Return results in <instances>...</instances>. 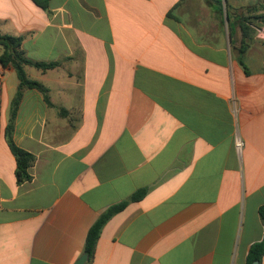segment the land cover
<instances>
[{
    "label": "crops",
    "instance_id": "obj_1",
    "mask_svg": "<svg viewBox=\"0 0 264 264\" xmlns=\"http://www.w3.org/2000/svg\"><path fill=\"white\" fill-rule=\"evenodd\" d=\"M214 1L0 0V34L59 64L25 67L47 91L23 90L13 139L36 160L18 183L20 82L0 63V264H75L142 189L86 264H248L264 240V44L246 72L241 14Z\"/></svg>",
    "mask_w": 264,
    "mask_h": 264
},
{
    "label": "trees",
    "instance_id": "obj_2",
    "mask_svg": "<svg viewBox=\"0 0 264 264\" xmlns=\"http://www.w3.org/2000/svg\"><path fill=\"white\" fill-rule=\"evenodd\" d=\"M36 5L43 8L46 11L49 10V2L50 0H33ZM220 5V4H219ZM222 7V5H221ZM227 19L230 21V15L227 11ZM235 24L239 25L242 31V43L239 48V62L244 67L247 72V67L244 61V54L249 49L252 44V41L255 37V24L246 18V16H240ZM231 30H233L230 24ZM23 36H12L7 34H0V45L3 47V53L0 56V63L7 67H13L16 70L18 79H19V87L18 91L14 97L11 108V116L10 122L7 127V135L9 140V145L12 153L16 158L17 168H16V176L18 183H23L26 181H30L32 176L29 173V169L35 163V156L20 148L13 139L14 134V122L16 118V113L18 107L20 105V101L23 96V90L26 88L29 89H38L42 92H46L47 89L39 82L31 80L25 70L26 66H34L43 71L56 68L59 64L57 62H35L29 59L26 56V53L23 50ZM48 100V98H47ZM146 195V190L142 189L138 192L134 193L128 200H125L121 203L115 204L109 207L91 226L89 229L88 235L86 237L85 246L83 255L88 256V262L94 256L96 244L99 240L100 234L104 225L117 213L121 212L131 201H139ZM260 215L264 220V207L260 209ZM264 255V240L261 242H257L253 244L249 250L247 262L248 264H253L255 261H259L261 263L262 257Z\"/></svg>",
    "mask_w": 264,
    "mask_h": 264
},
{
    "label": "rangeland",
    "instance_id": "obj_3",
    "mask_svg": "<svg viewBox=\"0 0 264 264\" xmlns=\"http://www.w3.org/2000/svg\"><path fill=\"white\" fill-rule=\"evenodd\" d=\"M208 0H205V2ZM212 1V0H211ZM214 1V0H213ZM218 5L226 10H233L237 14L249 18L255 26V35L263 33L264 29V0H215ZM240 15V16H241ZM264 36V34H262ZM260 42L264 44V38L259 37Z\"/></svg>",
    "mask_w": 264,
    "mask_h": 264
},
{
    "label": "water",
    "instance_id": "obj_4",
    "mask_svg": "<svg viewBox=\"0 0 264 264\" xmlns=\"http://www.w3.org/2000/svg\"><path fill=\"white\" fill-rule=\"evenodd\" d=\"M88 262V256L82 255L75 264H86ZM253 264H261L259 261L253 262Z\"/></svg>",
    "mask_w": 264,
    "mask_h": 264
},
{
    "label": "built area",
    "instance_id": "obj_5",
    "mask_svg": "<svg viewBox=\"0 0 264 264\" xmlns=\"http://www.w3.org/2000/svg\"><path fill=\"white\" fill-rule=\"evenodd\" d=\"M262 34H264V30H263V33H261V34L259 35L260 37L264 38V36H262Z\"/></svg>",
    "mask_w": 264,
    "mask_h": 264
}]
</instances>
